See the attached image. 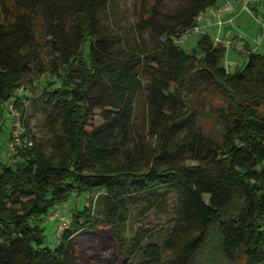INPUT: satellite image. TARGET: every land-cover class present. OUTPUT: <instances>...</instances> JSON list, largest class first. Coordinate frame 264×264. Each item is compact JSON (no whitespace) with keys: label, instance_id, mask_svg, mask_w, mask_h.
Instances as JSON below:
<instances>
[{"label":"trees","instance_id":"16d2710c","mask_svg":"<svg viewBox=\"0 0 264 264\" xmlns=\"http://www.w3.org/2000/svg\"><path fill=\"white\" fill-rule=\"evenodd\" d=\"M218 1H141L139 43L107 24L117 0H0V136L12 99L34 143L0 154V264H101L79 240L97 234L119 264H264V54L231 74L208 35L190 54L176 44ZM34 77H48L40 95ZM192 94L212 105L219 138L194 121ZM140 95L146 131L134 137ZM32 108L49 153L30 135ZM71 196L94 201L69 211ZM152 214L167 219L139 224Z\"/></svg>","mask_w":264,"mask_h":264},{"label":"rangeland","instance_id":"374dc122","mask_svg":"<svg viewBox=\"0 0 264 264\" xmlns=\"http://www.w3.org/2000/svg\"><path fill=\"white\" fill-rule=\"evenodd\" d=\"M145 2V0H117L116 6L113 9V15L110 16V20L107 24L113 30H118L124 32L123 34L129 36L135 41L138 40L139 43L142 42L139 36L134 30L135 20L138 16V9L140 3ZM181 0H162L163 10L166 12L172 11L176 5ZM250 0V12L245 13L241 20L238 22L239 27H233L231 36L228 41L223 40V45L226 48V54L223 60V64L227 71L231 74L238 70L243 69L248 62L247 52H254L258 54H264V0ZM203 18V16H202ZM205 32V33H204ZM191 33L185 37L176 41L177 46L185 53L190 54L193 50H199L198 41L204 36L206 31ZM210 35V34H209ZM149 35H144L143 39L145 44L151 46L149 42ZM219 43V42H217ZM46 55V54H45ZM35 83L38 88L33 91L35 95H40L48 85V77L38 78L34 77ZM54 87L58 86V83H54ZM190 101L197 105L198 109L195 113L194 121L199 124L212 138H219L221 134V126L213 119V107L205 99L199 96L189 97ZM198 99V100H197ZM12 103V99L5 102L2 105V121L5 123V128L0 136V153L6 151V139L8 133L10 132V113L8 111V106ZM186 109V108H184ZM21 112V110H20ZM147 105L144 96L140 95L136 101L135 113L133 119V136L143 134L146 131V118H147ZM100 120L97 119L96 124H99ZM27 127L30 131V135L34 137L35 143H40L45 146L46 152H50V134L44 126L43 118L39 111L31 109L27 117ZM178 138V136H176ZM188 165H193L188 163ZM206 201L208 197L206 196ZM94 200L92 198L84 199L80 197L71 196L66 204V208L70 211L72 209H83L90 205ZM58 212V210H57ZM53 213L48 219L50 222H55V218L58 213ZM171 215V214H170ZM167 217L161 215L157 216L152 214L146 220V222H140L139 224H144L149 227H158L161 223L165 222ZM138 224V225H139ZM138 227L134 224L133 227L126 231V237L131 238L137 231ZM47 234L50 236L52 232L47 229ZM79 240L89 249H98L101 257V264H119L120 259L114 253V242L109 236L103 237L101 234L95 236L83 235L80 236Z\"/></svg>","mask_w":264,"mask_h":264},{"label":"crops","instance_id":"0c3cea01","mask_svg":"<svg viewBox=\"0 0 264 264\" xmlns=\"http://www.w3.org/2000/svg\"><path fill=\"white\" fill-rule=\"evenodd\" d=\"M224 2L225 0H219L216 7L208 9L193 33L206 31L207 34L205 35H208L214 42L222 43L225 39L228 41L232 28L239 27L238 22L245 13L250 12L251 6L250 0H235L231 10L220 11V7ZM255 2L259 3L258 0H255ZM1 155L5 156L6 152L4 151Z\"/></svg>","mask_w":264,"mask_h":264},{"label":"built area","instance_id":"2783aa9c","mask_svg":"<svg viewBox=\"0 0 264 264\" xmlns=\"http://www.w3.org/2000/svg\"><path fill=\"white\" fill-rule=\"evenodd\" d=\"M235 0H225V2L220 7V11H228L232 9L233 2ZM202 15L199 17V22L202 20ZM194 32V31H193ZM193 32H189L186 34L190 35ZM17 95L21 97L20 103L23 105L24 109H26L29 105V99L27 98L30 96L29 89L21 87L17 91ZM8 111L10 113V125L11 128L9 129L10 132L8 133V140L6 143V155L9 156L12 153H15L18 148H26L31 149L34 146L33 140L30 136H27V129L25 127V116L22 117V113L11 103L8 106ZM1 154V153H0ZM62 224L59 226V231L63 230L68 224V220L65 218L62 219Z\"/></svg>","mask_w":264,"mask_h":264}]
</instances>
